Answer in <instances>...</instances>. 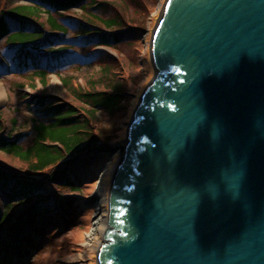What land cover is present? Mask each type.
<instances>
[{"label":"water","instance_id":"95a60500","mask_svg":"<svg viewBox=\"0 0 264 264\" xmlns=\"http://www.w3.org/2000/svg\"><path fill=\"white\" fill-rule=\"evenodd\" d=\"M150 61L96 264H264V0H165Z\"/></svg>","mask_w":264,"mask_h":264},{"label":"trees","instance_id":"16d2710c","mask_svg":"<svg viewBox=\"0 0 264 264\" xmlns=\"http://www.w3.org/2000/svg\"><path fill=\"white\" fill-rule=\"evenodd\" d=\"M109 1L0 0V79L6 73L24 77L15 88H28L20 96L28 110L35 109L27 127L11 115L13 108L0 109V257L12 253L17 261L39 246L49 228L71 222L79 204L70 195L94 181L108 156L110 145H98L103 138L92 121H98L101 105L132 91L121 68L129 79L140 72L107 63L99 66L98 76L75 85V76L63 71L91 60L80 59L77 48L86 45V52L99 55L97 46L116 49L127 35L118 3L113 4L117 14H99L107 12ZM52 73L65 89L62 100L46 96ZM19 205H25L21 214ZM16 238L23 248L12 243Z\"/></svg>","mask_w":264,"mask_h":264},{"label":"rangeland","instance_id":"374dc122","mask_svg":"<svg viewBox=\"0 0 264 264\" xmlns=\"http://www.w3.org/2000/svg\"><path fill=\"white\" fill-rule=\"evenodd\" d=\"M164 1L110 0L107 4V12H100L99 14L105 17L117 14L113 4L118 3L120 13L126 18L124 25L130 29L127 35L123 36L124 39L116 49L97 46L96 49L99 55L86 52L85 49L88 47L86 45L77 48L80 59L89 57L91 60L88 64H84L80 60L79 63H76V65H79L78 67L70 66V68L68 67L63 71L64 74L75 76L73 81L75 85H82L88 76H98L99 66L107 63L112 64L116 69L125 66L131 67L133 71H139L140 76L129 79L124 69L121 68L120 73L124 81L133 86L132 91L129 92L127 97H121L119 101L114 99L108 101L105 105H101L98 109L100 115L98 121H92L93 130H98L101 133V138H103L98 145L109 144L110 146L105 151L108 156L105 158L104 165L100 167L98 172L95 167L97 175L95 178L92 177L94 181L81 185L82 191L79 194H73L79 207H75L74 212L71 213L72 217L70 219L72 221L68 222L67 225H62V227L57 225L51 229L49 228L41 241H38V243L40 242L39 246L37 245L35 249L29 250L24 248V254L17 261L12 258V253L9 254V257L8 255L7 257H0L2 264H96V249L101 243L107 228V225L100 226V221L102 216H107L106 209L111 176L116 159H118V155L125 145L126 126L131 119L140 92L155 76V70L150 61V35ZM129 32L131 34H128ZM24 79L16 73H6L0 79V109L8 108L11 110L13 108L11 115L17 116L27 127L30 124L29 114L34 113L35 109L28 110L20 95H22V92L29 93L30 91L27 87L21 90L15 88V84ZM47 82L46 96L50 100H62L65 89L59 82L58 77L50 74ZM121 104L123 108L119 107ZM84 116V113L80 114V117ZM26 142H28V138H24V143ZM62 192L67 193L66 190ZM16 210L21 214L25 210V205H19ZM14 223H16L15 220ZM96 227L97 230L102 227V230L93 231ZM12 243L15 245L21 244V248L24 247L21 239L16 238Z\"/></svg>","mask_w":264,"mask_h":264},{"label":"bare ground","instance_id":"6f19581e","mask_svg":"<svg viewBox=\"0 0 264 264\" xmlns=\"http://www.w3.org/2000/svg\"><path fill=\"white\" fill-rule=\"evenodd\" d=\"M100 224H101L100 226L107 225L105 216H102V220L100 221ZM101 230H102V227H100L98 230H97V227L93 229V231H95V232L101 231ZM92 234H93V232H92Z\"/></svg>","mask_w":264,"mask_h":264}]
</instances>
